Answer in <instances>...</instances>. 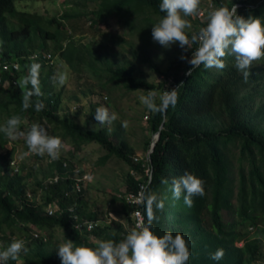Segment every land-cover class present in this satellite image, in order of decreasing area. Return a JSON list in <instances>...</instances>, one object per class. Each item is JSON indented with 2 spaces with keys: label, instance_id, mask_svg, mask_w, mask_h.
Listing matches in <instances>:
<instances>
[{
  "label": "trees",
  "instance_id": "trees-1",
  "mask_svg": "<svg viewBox=\"0 0 264 264\" xmlns=\"http://www.w3.org/2000/svg\"><path fill=\"white\" fill-rule=\"evenodd\" d=\"M15 1L0 0V109L9 117H20V131H27L32 123L38 122L47 131L52 129L53 135H58L72 148L88 142L99 144L106 151L100 163L111 156L127 162L132 171L126 177L127 193H135L141 182L146 185L140 205L145 223H148L151 213L152 228L157 233L171 230L184 234L191 252L189 264H251L259 259L261 240L250 236L249 232L253 228L264 232V127L258 128L248 117V107L255 97L253 92L245 90L264 84V60L262 65L252 64L246 82L235 69V57L231 55L223 57V69H206L202 64L190 67L188 59L194 55L198 44L191 42L193 33L186 31L192 54L170 67L167 75L173 82L168 89L164 87L165 82L156 87L136 78L132 65L107 68L109 80L121 83L129 90L149 92L159 89L163 96L156 101L157 104L171 91L177 94L174 106L169 105L164 112L149 111L150 130L153 134L158 131V139L150 153L151 162L148 157L135 160L126 154L123 143L117 145L113 141L105 128H87L78 124L72 114L61 116L57 113L61 92L53 94L49 89L53 76L50 64L39 61L42 95L31 97L33 107L27 110H22L21 104L30 85L26 87L21 79L32 63L26 60V55L40 48L48 50L47 41L53 42L54 53L57 52L73 70H78L85 62L92 71L97 70L98 52L94 53L85 44L78 46L68 38L64 23L70 17L78 16L76 1L86 6L93 5L86 12L92 28L96 29L110 17H122L130 31L146 40L151 36L153 16L160 19L164 15L159 9L160 0H73L75 5L61 17H46L20 10ZM214 2L218 7L241 3L237 7L238 14L259 16L264 20V0ZM202 25L205 26L206 22ZM12 60L19 63L18 70L5 66ZM5 82L7 86L3 85ZM37 100L45 104V109L40 112L34 110ZM219 119L221 124L216 126ZM17 139L22 146L25 144L23 137ZM10 140L0 133V249L14 241L10 236L14 235V228L23 230L30 241L25 243L28 252L21 253L15 261L10 259L7 264H60L56 250L47 248V239L32 237V227L39 232L40 229L60 227L76 245L88 247L96 246L94 240L119 242L125 237L106 225H96L84 234L77 231L69 219L67 208L72 206L81 215L84 187L81 192L74 190L70 173L72 164L60 155L59 159L49 162L47 180L38 179L23 164L15 168L13 156L16 145L12 142V146H7ZM150 144H147L148 149ZM64 161L67 165L63 164ZM146 168L150 172L149 179ZM185 171L204 181L205 194L193 197L191 207L184 204L183 197L174 200L170 191L172 179ZM55 175H58L57 181H51ZM32 177H35L37 188L41 189L40 202L30 201L27 195V180ZM164 179L168 180L167 184L162 182ZM153 194L158 201H163V208L156 207L155 203L149 207L147 197ZM48 204L56 208L52 215L45 211ZM133 208L123 199V210L127 216ZM224 211L232 215L231 220L224 219ZM2 227L9 233L6 234ZM238 242L242 244L238 245ZM217 248L224 251L219 262L210 260L208 255Z\"/></svg>",
  "mask_w": 264,
  "mask_h": 264
},
{
  "label": "rangeland",
  "instance_id": "rangeland-1",
  "mask_svg": "<svg viewBox=\"0 0 264 264\" xmlns=\"http://www.w3.org/2000/svg\"><path fill=\"white\" fill-rule=\"evenodd\" d=\"M224 3L237 0H222ZM76 12L78 16L65 21V26L69 34L68 38L73 39L75 43L85 44L95 53L99 54L96 71H92L85 63L80 64L78 70H73L60 55L53 51V42L47 41L48 50L52 53L51 63L53 75L57 73H66L67 79L64 85H58L55 81L49 85L52 93L58 91L60 101L58 105V114L64 115L70 113L74 120L87 128H105L107 134L117 145L123 143L124 150L130 158L138 160L145 159L148 154L147 144L154 138L153 132L148 124L149 110L140 102V97L148 93L144 89L129 90L123 84L109 80L107 68H115L119 65H132L136 78L144 79L149 84L159 86L164 83L166 89L172 85V79L168 77L169 69L177 62H182L192 53L189 46L182 49L177 43H173L169 48H164L151 39L140 38L137 33L130 31L126 25V20L122 17H110L104 24L96 29L92 28L87 16V10L92 4L78 3L76 1ZM235 4V3H234ZM15 5L20 10L44 14L46 17H61L75 5L73 0H16ZM239 7V6H237ZM85 8V9H84ZM214 8H218L214 0H200L197 10L190 16L185 17L191 25L186 31L194 33L197 28H201L203 22H207L208 13ZM154 17V24L159 18ZM101 43V44H100ZM42 49V48H41ZM45 50V49H43ZM181 56L184 59H181ZM253 61V64L262 65L261 61ZM253 92L255 100L248 107V117L258 128L264 127V84L249 87L245 92ZM155 94L156 101L163 96V93L157 89L149 91ZM104 106L110 112L116 113L117 119L110 124L99 125L94 119L96 108ZM3 116L0 113V118ZM122 122H125L122 126ZM221 124V120L216 121V126ZM49 134H54L51 129ZM52 134V135H53ZM10 138V137H9ZM11 139V138H10ZM16 145L14 153V166L24 165L32 170V174L42 180H47L50 159L47 155L28 154L24 155L27 147L22 146L18 139H11ZM63 147L61 156L67 158L72 169L79 170V177L84 186L83 198L80 203L82 219H92L99 226H109L111 229L126 235L133 227L130 215L127 216L123 210V199L127 193L126 177L132 173L131 168L124 160L111 156L103 163L100 158L106 151L95 142H88L79 148H72L62 140ZM2 152H5L2 150ZM72 175V172H70ZM76 175V174H75ZM35 177L27 180L30 201L40 202L41 189L35 185ZM140 178V177H139ZM140 180V179H139ZM33 189V190H31ZM34 191V193H33ZM225 220H231L232 215L223 212ZM5 229V227H2ZM32 230V229H31ZM41 233L47 237V248L55 249L57 245L68 239L60 227L40 229ZM14 235H10L13 240L22 239L27 244L29 240L25 232L14 228ZM6 234L9 230L5 229ZM2 234L0 230V235ZM250 236L260 238V256L251 264H264V232L256 228L250 230ZM9 236V237H10ZM50 236V241L49 240ZM97 244V240H94ZM32 242L28 244L31 245Z\"/></svg>",
  "mask_w": 264,
  "mask_h": 264
},
{
  "label": "clouds",
  "instance_id": "clouds-1",
  "mask_svg": "<svg viewBox=\"0 0 264 264\" xmlns=\"http://www.w3.org/2000/svg\"><path fill=\"white\" fill-rule=\"evenodd\" d=\"M199 3L200 0H160L159 9L164 15L152 25L151 39L166 49L173 43H177L182 49L188 48L190 40L186 30L190 29L191 25L185 17L192 15ZM190 39L191 42L198 44L194 55L188 59L190 67L202 64L206 69H223L225 67L223 57L231 55L235 57V69L241 73L245 82L250 75L249 69L253 61L264 58V20L259 16L244 17L238 14L237 5L234 3L231 7L222 5L211 10L206 25L193 33ZM47 54H50V57H47ZM52 58L50 50L41 48L26 55V60L32 63L28 67L27 74L21 79L23 85L26 87L30 85L22 97V110L33 107L31 97L42 95L39 61L47 64L51 63ZM181 59L184 57L181 56ZM6 65L14 70L20 68L15 60L11 63L6 62ZM188 74L190 75V72ZM50 79L62 86L66 82L67 74L57 73ZM3 85L7 86L8 83L5 82ZM139 99L150 112H164L169 105H175L177 94L171 91L159 104L156 103V96L152 92L146 93ZM44 109L43 101L37 100L34 110L40 112ZM0 113L3 114L0 122L8 118L3 125H0V133L11 139L23 137L27 147L24 155L46 154L50 161L60 158L63 144L58 135L49 134L45 126L38 122L32 123L27 131H20L21 119L18 115L9 117L3 109H0ZM93 114L99 125L110 124L117 119L116 113L110 112L104 106L96 108ZM124 123L122 122V126ZM162 182L167 184L168 180L164 179ZM203 185L204 181L200 177L185 171L171 181L172 198L179 200L183 197L184 204L191 207L194 202L193 197L205 194ZM27 195L30 199L31 194L28 192ZM153 203L156 207L163 208V201H158L154 194L147 197L149 207ZM55 250L60 264H189L191 255L188 241L181 232L165 230L157 233L153 230L151 213L148 223H141L132 228L119 242L110 239L100 240L95 247H88L76 245L73 240L64 238ZM27 252L25 241L16 239L0 249V264H7L10 259L15 261L21 253ZM208 255L210 260L219 262L223 258L224 251L222 248H217Z\"/></svg>",
  "mask_w": 264,
  "mask_h": 264
},
{
  "label": "built area",
  "instance_id": "built-area-1",
  "mask_svg": "<svg viewBox=\"0 0 264 264\" xmlns=\"http://www.w3.org/2000/svg\"><path fill=\"white\" fill-rule=\"evenodd\" d=\"M236 5L241 6L242 4L236 3ZM47 57H50V54H47ZM166 94H167V92H166ZM134 159L137 160V158H134ZM63 164L67 165V163L65 161L63 162ZM71 172H72V175H71L72 179L74 180V190L77 192H81V189L84 186L82 184L81 178L78 175L79 170L73 169V170H71ZM145 172H146V175L149 179L150 178L149 169L146 168ZM57 178H58V175H55L50 180L56 182ZM145 186H146L145 183L141 182V183H139V188L135 193L130 192V193H127L125 195L126 202L129 203L130 205L134 206V208L131 210V213H130V217L132 220L133 227H136L137 225H139L141 223H145V218H144L142 209L140 207V205L142 204L143 199H144ZM55 209H56L55 206L52 204H48L45 207V211L48 215L54 214ZM67 211H68V216H69V219H70L73 227L82 234L86 233L87 231H90L94 226L97 225L96 222L92 219H82L75 212L74 207H72V206H69L67 208ZM31 234H32L33 238H40L44 241L46 240V236L44 234H42L41 232H39L38 230H36L35 227H32ZM237 244L241 245L242 243L238 242Z\"/></svg>",
  "mask_w": 264,
  "mask_h": 264
},
{
  "label": "water",
  "instance_id": "water-1",
  "mask_svg": "<svg viewBox=\"0 0 264 264\" xmlns=\"http://www.w3.org/2000/svg\"><path fill=\"white\" fill-rule=\"evenodd\" d=\"M161 127H162V124L159 126V128H161ZM157 139H158V131L155 133L154 138L152 139L151 144H150V147H149V149H148L147 157H148V160H149L150 162H151V159H150V153H151V151L153 150L154 145H155Z\"/></svg>",
  "mask_w": 264,
  "mask_h": 264
}]
</instances>
